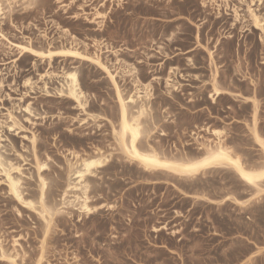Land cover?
<instances>
[{"label": "rangeland", "instance_id": "1", "mask_svg": "<svg viewBox=\"0 0 264 264\" xmlns=\"http://www.w3.org/2000/svg\"><path fill=\"white\" fill-rule=\"evenodd\" d=\"M32 3L0 0V155L5 168H21V189L30 198L28 185L39 181L37 162L48 165L42 177H62L65 192L67 160L74 152L82 157L97 149L112 153L90 191L100 212L79 217L68 209L57 216L44 264H241L264 239V199L245 206L233 200L222 204L230 194L240 196L216 176L189 183L141 172L112 144L109 121L116 122L119 107L105 71L91 61L36 57L17 45L39 51L73 46L90 57L97 54L126 97L136 93V68L142 83L152 82L143 121H151L153 138L169 152L200 151L212 136L202 132L196 141L192 133L205 125L227 126L228 140L247 139L241 99L223 96L216 105L209 99L216 68L221 85L236 94L245 95L252 81L264 79V33L245 14L247 0H42L47 7L39 12ZM259 13L257 8L264 23ZM172 68L179 74L172 77L176 89L168 90ZM70 71H77L87 96L86 112L58 95ZM5 180L0 167V244L7 254L18 255V264H35L43 222L16 201Z\"/></svg>", "mask_w": 264, "mask_h": 264}, {"label": "snow or ice", "instance_id": "2", "mask_svg": "<svg viewBox=\"0 0 264 264\" xmlns=\"http://www.w3.org/2000/svg\"><path fill=\"white\" fill-rule=\"evenodd\" d=\"M31 6L37 12L47 7L46 4L42 3V0H33ZM2 7L3 5H0V8ZM257 8L260 9V17L264 18V0H259V3L257 0H247V6L244 9L245 14H251L256 27L264 29V23L256 17ZM24 51L32 52L34 56L47 59L54 56L88 59V56L81 55L75 50L52 51L46 49L45 51H33L31 48H24ZM95 62L93 61V63ZM104 71L108 72V68H104ZM113 79L115 80V77ZM126 100V97L121 99V107L124 106ZM127 102L133 103V101ZM241 103L246 105L244 112L248 118L247 139L245 140H228L227 137L230 133L226 130H218L212 135L210 143L203 151L188 150L185 152L173 149L169 152L167 146L161 147L157 143V138H153L151 121L146 125H141L136 119L128 117L127 110L124 112L123 119H121L120 113H117L116 122L110 128V138L112 144L120 150L121 158H127L143 173L156 176L170 175L197 183L206 177L216 176L225 181L233 193L240 196L236 202L243 206L258 198L264 199V79L252 81L250 89L241 98ZM257 115H259V121H257ZM129 120L136 129V133L132 137L127 135ZM96 166L97 162L93 161L88 165V168L91 169ZM43 167L47 168L48 165L45 164ZM10 171L19 173V177L13 179L10 172H5L4 175L7 176V179L3 182L9 184L16 199L24 203L18 189L19 181L25 179V173L21 171L20 167ZM86 175L90 176L93 173L91 171H79L78 178L74 177L75 183L83 184ZM45 177L47 178L42 177L37 182L38 187L37 183L28 185L33 190V195L25 207L36 213L39 218L38 223L43 222L41 224V238L46 241L51 228L50 221L57 216L66 215L68 209L73 205L68 204L65 199L62 177L52 176L49 173H45ZM245 193L246 196L243 195ZM227 198L232 199L233 196L230 194ZM82 210L92 211V209L83 206ZM38 247L43 249L45 245L40 244ZM3 252L4 249L0 247V260H4L6 264H17L18 256L10 259L3 255ZM42 260L43 257L41 256ZM241 264H264V239L257 241L256 246L250 249V253H246V259H241Z\"/></svg>", "mask_w": 264, "mask_h": 264}, {"label": "bare ground", "instance_id": "3", "mask_svg": "<svg viewBox=\"0 0 264 264\" xmlns=\"http://www.w3.org/2000/svg\"><path fill=\"white\" fill-rule=\"evenodd\" d=\"M251 17H252V15H251ZM256 17H257V19H259L258 16H256ZM253 22L255 23L254 20H253ZM260 29L264 33V29H262V28H260ZM197 38H199V37L197 36ZM98 46L100 47L101 44H98ZM19 48L21 49L22 52L29 53V54H32V52L24 51V48H31L33 51H39V50H36V49H34V48L30 47V46L19 45ZM48 50H50V49H48ZM70 50H75V51L80 52L81 55L88 56L87 54H85L84 52H81L79 49H77V48H75L73 46L72 47H61V48H58V49L52 50V51H70ZM187 53L188 52H186L184 54H187ZM209 56H210L211 64H213L214 63V55H213V53L209 52ZM36 57H39V56H36ZM54 57L79 59L78 57H62V56H54ZM54 57L50 58L49 60H52ZM40 58H42V57H40ZM85 60L86 61H91V62L96 61L95 64L98 65L102 70H104V68H108L106 65H104L100 61V58H99V56L97 54H95V56H93V57L88 56V59H85ZM101 65H103V67H101ZM136 70L137 69L133 67V71H134L133 76L135 75V78H136L134 80V84L136 86L135 87L136 93H134L132 96H128V97H126L123 94V92L120 89L117 81L113 79V77H115V76L113 75V73L110 71L109 68H108V72H105V73L108 75V77L110 78L111 82L113 83L114 90H115V96H116V99H117V103H118L119 113H120L121 119H123L124 112H125V110H127L128 117L136 119L141 125H145L146 122L144 123L143 119L146 116L149 115L148 114V105H149V103L147 101H149V99H150V91L152 90L151 89L152 88V82H150L148 84L142 83L140 81V79L137 78V76H136ZM177 71H178L177 68H172L171 71L169 72V76L166 78V88L168 90L176 89L175 87H176L177 83L175 82L174 78H172V77H173V75L175 76V75L179 74V73H176ZM110 73H111V75H110ZM211 75H212V79H211L209 85L212 87V92L209 95V99H211L212 104L216 105L218 103V100L221 97H223V96L233 97L236 102H238V100H240L244 96V95H241V94H236V93L232 92L231 90H229L228 88H224V86L221 85V83L218 80V77H219L218 68H216L215 71H213V74H211ZM158 79L159 78H154L153 80H158ZM64 80H65V85L62 86V89L58 91V95L60 97L66 96V97H69L70 99H73L74 102H76L78 104V106L82 110H84V112H86V104L88 102V99H87L86 94L83 92V90L80 87L79 77H78L77 71H70V72L65 73L64 74ZM125 97L127 98V100H126L124 106L121 107L120 101H121V99H123ZM127 101H133V103L129 104ZM135 108H137V109L134 111ZM228 109L230 110V107ZM27 111L30 114H32V109L30 108V106L27 107ZM90 116L95 118L93 115H90ZM256 118H257V121H259V115H257ZM109 122H110L111 126H112V124H115L112 121H109ZM244 122H245L244 123L245 126L248 129V121H244ZM225 124H227V123L225 122L223 125H225ZM198 129H199V132L196 131V132L192 133V136L193 137L195 136L194 138H195L196 141L203 138L202 136L198 135L199 133H202V132H206L207 134H209L211 136L218 130L219 131H225L226 130L228 132L227 126H223L222 128H218V129H212L211 126L205 125V126L199 127ZM135 133H136L135 126L131 123V120H129V130H128L127 135H128V137H132ZM197 135H198V137H197ZM210 141L211 140H209L207 142V144H203V148H200V151H203L205 149V147L208 145V143H210ZM137 143H139V140H137ZM205 143H206V141H205ZM74 153H73V159L72 160L71 159L67 160V163H68V177L67 178L68 179H67L65 197L68 196V195H71V197H70L71 199L69 201H67V203L70 204V205H73V207L69 208V210L72 209V211L78 212L79 213V217H81L83 215H86V216L94 215L95 213L100 212V208H102V206L97 207L96 205L95 206L92 205V202H93L94 199L91 197L90 191L92 189V186H94V185H92L93 178L96 177L97 172H98L99 169L105 167L110 162V157L112 156V153H109L107 155L101 149H97L92 155H86V156L84 155L83 157L79 156V154H74ZM126 160L129 161L127 158H126ZM93 161L97 162V166L94 167V168L89 169L88 165H90ZM4 163L5 162L2 160V157L0 155V167H2L4 169V173L5 172H10V174H11L10 170L13 169L14 166L9 165V167L6 169ZM44 165L45 164L37 162L39 180L42 178V176L40 174V171L44 168L43 167ZM79 171H85V172L91 171L93 173V175H90V176L86 175L84 177V183L83 184H77V183H75L74 177L78 178ZM169 176L170 175H168V177ZM173 177H175V176H173ZM178 178H180V177H178ZM6 179H7V176H6ZM13 179H16V177H13ZM178 184H180V183H178ZM8 187H9L10 194L16 199V196L13 195L11 187H10L9 184H8ZM18 191H19L20 196L23 199L24 203H21L20 200H17V199H16V201L18 203H20V205L25 206V204L30 202V200H29V198L24 197L23 191L21 189V180L19 181V189H18ZM227 197H225L221 201L222 204H225L226 202L231 201V200H233L234 203H237L236 202L238 200L237 198L233 197L232 199H228ZM209 201L213 202L212 200H209ZM237 204L241 205L239 203H237ZM245 205L246 204H244L243 206H245ZM82 206L86 207V208H89V209H92V211L82 210ZM53 220L50 221L51 225H52ZM164 229H165V227H164ZM50 231H51V228H50L49 232ZM154 231H160V229L155 228ZM47 240L45 241V240L42 239V243L41 244H44L45 247L43 249L41 248V250L39 251L40 255H39L38 259L36 260L35 264H44L45 263V261H46V248H48V247H46ZM0 247H2L1 244H0ZM3 255L8 256L10 259L12 257H17L18 256V255L7 254L5 250L3 252ZM41 256L43 257L42 261H41ZM0 261H4V260H0Z\"/></svg>", "mask_w": 264, "mask_h": 264}]
</instances>
